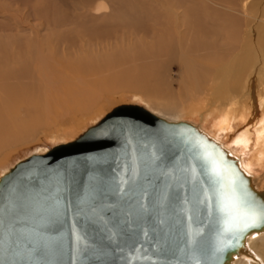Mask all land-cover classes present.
<instances>
[{
	"label": "water",
	"instance_id": "1",
	"mask_svg": "<svg viewBox=\"0 0 264 264\" xmlns=\"http://www.w3.org/2000/svg\"><path fill=\"white\" fill-rule=\"evenodd\" d=\"M153 151L162 153L156 164ZM164 168L171 187L158 179ZM58 185L73 207L39 228L51 213L37 209ZM89 194L96 207L109 206L102 215L115 237L88 204L77 215ZM250 205L264 202L216 142L189 122L122 105L78 139L31 153L1 176L0 264H129V256L131 264H222L248 229L264 224L243 227L253 223Z\"/></svg>",
	"mask_w": 264,
	"mask_h": 264
},
{
	"label": "rangeland",
	"instance_id": "2",
	"mask_svg": "<svg viewBox=\"0 0 264 264\" xmlns=\"http://www.w3.org/2000/svg\"><path fill=\"white\" fill-rule=\"evenodd\" d=\"M203 1L0 0V95L13 88L16 94L19 86L26 89L33 111L21 113L23 103L18 101L16 123L22 128L36 125L15 138L14 119L9 126L12 139L3 145L0 135V173L29 154L39 153L40 148L48 150L72 140L114 107L129 103L156 113H182L183 120L217 135L219 144L234 151L240 161H252L253 142L246 149L234 143L244 122L236 123L235 131L217 134L213 126L217 111L208 114L215 106V93L221 90L220 81H212L215 65L237 53L251 58L250 49L264 56V46L255 43L247 48L242 40L248 24L236 14L244 0H211L209 6ZM263 5L264 0H259L257 6ZM212 7L232 13L200 22L208 31L204 38L195 39L191 28L198 16L191 13L210 12ZM173 9L180 12L179 25L170 15ZM178 33L182 34L180 41L175 37ZM181 48L189 49L198 63L199 92L178 59ZM38 54L43 57L40 63ZM144 72L157 74L158 92H144L136 86V76ZM256 74L255 69H248L246 76L252 80ZM113 75L118 81H111ZM78 77L90 86L74 90ZM133 77L135 85L130 86ZM210 83L216 87L209 89ZM45 113L50 115L44 117ZM52 132L69 136L58 142L50 138ZM257 169L255 175L260 174L263 182L264 167Z\"/></svg>",
	"mask_w": 264,
	"mask_h": 264
},
{
	"label": "bare ground",
	"instance_id": "3",
	"mask_svg": "<svg viewBox=\"0 0 264 264\" xmlns=\"http://www.w3.org/2000/svg\"><path fill=\"white\" fill-rule=\"evenodd\" d=\"M209 1L211 0H204L203 2L209 6ZM246 1L247 5H245ZM258 2L259 0H244L242 10L239 11L238 14H236L241 19H244L248 24L244 26L242 34V40H245V46H247V48H251L255 43L262 44L264 46V5L258 7ZM201 7L202 6H200V9ZM212 9V11H208L206 13L205 11L199 10H195V12L191 13L192 17L193 15L198 16V18L194 20L195 27L192 26L191 28L192 34L195 39L204 38L208 31L206 28H204L205 26H202L204 24H200V22H203L205 20L212 21V19L217 20L219 19L220 13H232L226 10H221L213 7ZM170 15L172 16L176 25H179L181 23V15L179 11L173 9ZM212 15L216 18L211 17ZM221 21V19L220 21L218 20V22ZM224 22L225 21H222L223 24ZM236 27L237 25L234 27L235 29L231 31L234 34L236 32V29L238 28ZM175 37L177 38V40L180 41L182 39V34L178 33V35ZM251 52L253 53L252 55H250L252 56L251 58H245L247 55L243 56V54L237 53L235 55L229 56V58H222V61L215 65L213 69V72L215 73L213 76L215 77V79L212 81L213 83L215 80L216 82L220 81L219 88L221 90H218L215 93V106L208 115L210 116L212 113H214V111H217L218 115L214 117L215 120L213 125L217 134L235 131L236 127L238 126H235V124L241 121L244 122V126H242V129L238 131L234 143L236 145L241 146L242 149H246L250 146V143L253 142L255 150L252 153L253 162L251 160L248 162H246L245 160L240 161L237 158V155L234 154V151H232L228 147H223V145L219 144V138L217 137V135L216 137H213L210 133L206 132V129L203 130V127L195 124L193 121L183 120L181 117L182 113H152L161 116L169 121L189 122L194 125L197 130L205 134V136H207L210 140L216 142L225 152L227 157H230L235 160L236 165L244 174L245 179L248 181L250 188L255 192L256 197L262 202H264V181L262 182L259 179V177H261L260 174L255 175L258 170L257 168L264 167V71H261V68L264 69V56H262L260 52L253 51L250 49L249 54H251ZM178 59L186 68L187 75L191 76L192 83L195 86V90L199 92L200 81L197 66L198 63L195 62V60L192 58L189 49L181 48ZM247 59L249 60L246 61ZM37 60L38 63H40V61H43V57L41 54H38ZM74 62L77 61L74 60ZM207 69L210 71L209 67ZM248 69L250 71L251 69H255L256 71H258L259 74H256L254 79L250 80L249 77L246 76ZM208 70L206 72H208ZM138 75L139 76H136V79L139 81V83L136 86H138L144 92H146V90H149L152 93L158 92V88L160 85L157 74L144 72ZM202 76L204 78H207V76ZM111 81H118V77L113 75L111 77ZM133 85H135L134 77L130 80V86ZM211 85L209 89H213L214 87H216V84H213L212 86ZM84 86L89 87L90 85L82 81V79L78 77L76 78V84L73 89H80L81 91H83ZM60 90L63 91L61 87ZM0 98H4L3 103L0 104V135L3 137L2 144L5 145L7 141L12 139V135L9 133V129L11 127L9 126L14 119L16 129L15 138L20 135L23 136V134L26 133L28 134V132L32 131L34 126L36 125L32 124V126H25L22 128L16 123L17 118H15V105L17 106L18 104L23 103L22 108L19 110L23 114H30L33 111V108L28 104V99L26 97V89H22L19 86V92H17L16 94L14 88L13 90H6L4 93H1ZM18 101H20V103H18ZM122 105L140 104L129 103ZM122 105L114 107L104 116H106L107 114ZM47 115L50 114L45 113L44 117H46ZM102 118H100L97 122H99ZM13 129L14 128H12L11 130ZM85 131L79 133L76 137L72 136V140L68 142L78 139ZM68 136V134H64L61 132H52L50 138L54 139V141L60 142V140H63L65 139V137ZM60 144L64 143H59V145ZM50 149L51 148H49L48 150H43V148H40V150L38 151H40V154H43L49 151ZM255 166H257V168ZM9 170L10 168L6 172H8ZM6 172H4L3 174H5ZM222 264H264V224H262L261 226H254L248 229L241 238L240 246L237 248V250H229L226 253V257L223 259Z\"/></svg>",
	"mask_w": 264,
	"mask_h": 264
},
{
	"label": "snow or ice",
	"instance_id": "4",
	"mask_svg": "<svg viewBox=\"0 0 264 264\" xmlns=\"http://www.w3.org/2000/svg\"><path fill=\"white\" fill-rule=\"evenodd\" d=\"M161 155H162V153L158 154L156 151H153L151 154V163L156 164V162L161 159ZM3 175H4L3 173H0V176H3ZM158 179H164L166 182V187H171V185L167 184V180L172 179V176H171L168 169L164 168L163 170H161L160 176L158 177ZM118 191H121V190L118 189ZM65 192H66V189L64 187L58 185L53 193H50L48 196H46L44 198L45 204L47 207L45 208L44 205H41V207L37 209V213L39 214L41 211L47 210L51 213V216L48 219H45L43 216H41L40 219L37 221L39 228L46 227L49 223L52 222L53 218H59L60 216L64 215L66 213V211L72 209L73 203H72L70 198H68V199L65 198V196H64ZM161 195H162V199H167L168 193L164 192ZM93 200H94L93 194H89V197H87V198L80 199L77 202V205H78L77 215H82L83 214V206L85 204H88L89 210L97 217V219L99 220L100 223L105 225V230L109 232L110 238L115 237L117 235V233L115 231H113L111 228L107 227V224H106L104 217L102 215L103 210L109 206L101 205L100 207H96L95 204L92 203ZM250 207L252 208L251 219H252L253 223L252 224L245 223L243 225L244 228L252 227V226H254V224L257 220L264 219V206L252 207L250 205ZM141 209L144 212L148 211V208L143 204H141ZM161 223H163V221H161ZM41 235H43V234L41 233ZM144 235L147 236V232H144ZM77 239H78L79 243L84 248L88 247V241H87V238L85 236L79 235L77 237ZM136 258L138 259L139 257H136ZM132 259H133V257L129 256V264H131ZM197 264H198V262H197Z\"/></svg>",
	"mask_w": 264,
	"mask_h": 264
}]
</instances>
